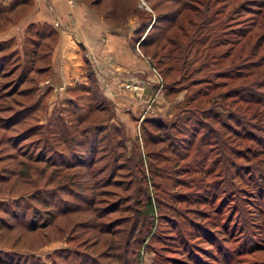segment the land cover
Returning a JSON list of instances; mask_svg holds the SVG:
<instances>
[{
	"label": "trees",
	"instance_id": "16d2710c",
	"mask_svg": "<svg viewBox=\"0 0 264 264\" xmlns=\"http://www.w3.org/2000/svg\"><path fill=\"white\" fill-rule=\"evenodd\" d=\"M96 1L98 0L93 3L95 4ZM168 1L180 4L170 20V26L166 27V29H172L175 26L176 30L173 32L162 30L163 33L160 32L162 35L160 33L152 36L147 34L144 41L139 40L141 46L146 43L156 45L163 40L166 42L168 50L165 53H160V50L166 49L167 46L161 45L153 54V58L158 57L159 61L165 59H168L169 62L172 61V64L167 66L166 77H168V70L172 71L176 68L182 72V76L183 73L185 74L183 65H179L181 51L178 52V50H182L183 53L186 51L187 54L188 50L195 45L221 50L217 55L215 52L212 54L214 60L218 62L223 57L228 58L236 46L240 44L248 46V43L251 42L248 37H250L252 31L258 35L260 34L258 38H261V42L257 48H261L264 43L263 12L256 11L258 13L256 17H258L253 19L254 16L247 13L252 8L245 7V2L235 5L231 3V0L228 2L223 1L221 6L217 7L221 0H193L191 3L186 0ZM251 1L248 0L247 3H251ZM111 13H113V10ZM242 13L246 15L242 16ZM255 28L257 29L254 30ZM48 36L50 37L45 33L41 35L39 32H32L25 44L23 57L19 55L17 50L11 49L13 42L11 39L0 41V75L7 79L17 71V77L9 81H14V84H17L20 88V90L14 91L13 87L10 92H6L5 97L7 99L16 96H20L22 99L31 98L29 104L19 110L21 113L28 112L22 118L26 125L36 121L35 110L38 107V102L32 100L38 87L31 75L33 73H46L49 69L50 45L49 41L44 39ZM224 47H226L225 50ZM251 52L252 49L248 55L240 58L241 67L239 66V69L234 71L225 70L216 74L213 73V75L216 78L224 77L235 82H239V79L245 80L251 77L252 74L256 73L253 69L259 66L258 62H247L253 55V52ZM185 61L186 57L183 58L182 62ZM14 62L15 68H10L13 70L6 73L4 67ZM195 72L196 70L190 72V74L192 75ZM242 83L240 86L217 93V90L226 85L225 82H215L212 76L210 78L205 76L201 79H193L190 85L202 84L203 86L197 88L188 103L190 104L198 99V104L194 108L186 107L185 113L187 115L180 119V123L177 121L178 118L168 124V118L159 115L149 116L143 120L141 136L142 140L144 136L145 142H143V145H145V148L148 145L166 143L170 156L165 154L163 150L148 151L144 156V161L143 157L137 154L140 181H148L154 189V195H150L149 191H146L145 194L143 184L141 189H137L136 194L132 193L133 203H130L132 201L129 198L130 196H119L115 205L116 210L119 212L128 211L131 214H126V216H122V218L120 217L113 222L103 223L99 221V218L103 217L104 214H108L110 208L114 206L95 208L94 201L91 198L85 201L76 200L80 198L77 194L79 190H86L89 186L91 188L100 187L101 192L103 191L102 187L108 185L124 187V190L131 189L121 182L120 175H123L126 168L124 159L132 161L135 155L127 158L124 155V146L126 145L123 141V127L120 124L109 123L107 117H110L111 111L105 105L104 99L94 98V105L85 114H72L70 125H59L56 122L57 124L51 126L40 125L36 122L33 125L28 124L24 130L18 132L15 136L10 135L8 139L11 145L14 149L21 150L18 153L22 154L23 159L35 162L38 165L44 164L42 172H46L45 166L53 167L52 179L54 182L57 181L54 188L47 190L50 191L49 195L46 194L39 198V195L45 194L41 192L46 189L38 188L34 191L38 194L36 205L27 204L21 207L20 218L23 216V222L27 221L25 219L27 214H34L31 219L29 218V222L23 223L26 225L25 230L33 231L37 230L35 227L43 229L47 226L46 223L49 219L44 218L45 213L52 214V217L59 223V219L65 215L85 217L88 214L90 218L75 222L74 228L90 231L89 234L91 232L96 233L98 230L101 235H119L120 239L116 236V242H113L112 246L115 253L114 256H111L117 263L131 264L130 258L126 255L127 244L133 247V258L136 261L135 264H138V250L142 242L148 239L153 245L151 243L149 245L148 242L147 248L149 250L153 249L156 261L164 264L165 262L168 263V257L157 253L156 245L168 249L169 234H166L168 230L174 233L172 234L174 239L180 238L181 241L185 240V243L188 239L185 228H182L184 225L178 223L175 216H170L168 210L172 211L174 215H179L185 219L186 215L182 214L177 208V203H186L187 200L197 205L200 203L201 205L211 206L217 199H220L219 205L213 208L220 219L219 222L217 221V225L223 228L226 239L230 236L231 240H235L237 244L228 249L221 247L222 251H218L222 252V261L225 264H231L232 256L241 247L249 249L253 246L252 244L250 247L245 246V243L252 238L253 231L247 223V217L243 215L244 211L238 210L237 206L245 201H248L246 204H253V202L247 200V196H252L258 201V209L264 211L261 206L264 201V160L260 159V156L264 155V122H262L264 119V80L253 79L250 84L243 81ZM166 89L168 91V85H166ZM170 93L174 94L173 90ZM228 100L229 103H227ZM21 103L24 102L18 100L16 104ZM218 108L226 109V113L220 112ZM247 110L252 112L249 114ZM103 115H107L106 118L102 122H96ZM7 117L5 118L7 123L3 127L6 130H11L14 125H10V123L16 119L11 118L12 116ZM255 117H260V119L254 121ZM168 130L171 132L169 133ZM18 153L17 155H20ZM6 155L10 157L12 154ZM55 156L58 160H62V163L57 162ZM149 159L153 162H150L147 174H145L140 162H147ZM171 161L174 163L173 181L179 187L183 186L188 189L187 192L169 194L168 181L171 177L168 176V169L160 166L156 167L155 165L158 162L168 163ZM182 162L184 164L180 166ZM84 167H87L88 169L85 171H88L84 172L82 170L83 172H80V169ZM119 172L120 175H117L116 173ZM179 172L182 173V177H187L185 179L179 178ZM13 175L15 176V174ZM163 179L165 184L161 182ZM68 193L69 197L76 199H61V194L67 195ZM48 196H50L49 199ZM143 196H145L144 201L141 200ZM229 196H231L229 200L234 201L236 198V202H234L226 219L222 220L223 203L225 198ZM148 199L153 202L155 212L152 209L153 204H148V210H146V207H142L144 204L146 206L147 202L145 200ZM194 212L202 217L205 213V211L196 210ZM36 216L39 217L41 222L38 226L33 227V224H36ZM11 217L17 219L12 214ZM190 219L186 220V224L192 225L193 228L201 232L200 235H197V231L194 236L201 239H204L203 234L209 236L202 223H195ZM168 222L171 223L168 224ZM128 223H130V228H128L125 235L126 228L124 225ZM6 226L10 227L8 224ZM144 229L147 232L144 233L145 235H141ZM69 248L71 247L65 248L59 253H68L76 264H104L98 255L95 256L86 249ZM183 248H185V245ZM194 248V246L191 249L189 248V258L200 264L202 260L197 254L198 252L202 253L199 249L196 252ZM6 255H8L7 258L0 256V264H17L10 263L13 261L12 255H14V252L12 254L6 253ZM28 258L35 259L32 255H26L22 264L28 263ZM32 262L35 263L36 261L33 260ZM36 264H39V262H36Z\"/></svg>",
	"mask_w": 264,
	"mask_h": 264
},
{
	"label": "rangeland",
	"instance_id": "374dc122",
	"mask_svg": "<svg viewBox=\"0 0 264 264\" xmlns=\"http://www.w3.org/2000/svg\"><path fill=\"white\" fill-rule=\"evenodd\" d=\"M90 1V0H88ZM94 2L95 0H91ZM189 3L193 0H186ZM223 1H230V0H221V3L217 5V7H220ZM233 4H240L241 2H245V7H251L252 10H249L247 13L248 15H253V19H256L257 12L261 11L264 15V0H249L251 3H247L248 0H231ZM97 2H102L100 8L102 11H105L106 14L110 15L108 16V19H110L111 22L115 24H121V23H127L129 26H134L137 31V36H139V40L142 42L144 41L145 37L148 35L152 36L156 33L162 32V30L173 32L176 30L175 26L172 29H166V27L170 26V20L176 13L177 9L179 8L180 4L175 3L174 1H168V0H98ZM2 3L4 4V1L2 0ZM113 10V13H111ZM257 11V12H256ZM170 14H172L170 16ZM246 15V14H245ZM242 13V16H245ZM264 17V16H263ZM152 26V28H151ZM151 28V29H150ZM4 29V26H0V30ZM11 29L15 30L13 28H7L4 33H0V36L4 34H10ZM255 28L254 30H256ZM140 31V32H139ZM163 33V32H162ZM160 33V35H162ZM168 35V33H167ZM260 35V34H259ZM256 32L252 31V34L250 35L251 42L248 43V46H244L243 44H240L239 46H236V48L231 52L230 56L228 58L221 59V61H215L214 57H212V54L214 52L216 55L221 52L216 49H211L209 47H202L201 45H195L194 47H191L188 50V53L186 54V51H181V59L179 60V65H183V73L180 72L177 68L172 69V71L168 70V77H166V69L167 66L172 64V61H168V59L165 60H158V57L153 58V54L155 51H157L161 45H166L167 48L164 50H160V53H165L168 50V45L163 40L158 44H144V46H140L142 54H144L146 57L150 59L153 66L156 69V72L162 77L164 84L168 85V91L167 95L165 96H159V101L155 102L152 107L150 106V101L145 103L142 101L140 103V106L138 108H134L129 104H125L122 106L120 105H114L111 106L112 109H110L111 114L114 116L116 106H118V115L117 117L120 119L121 116H125L126 119L124 121L125 124H122L120 122V125L123 127V141L126 146H124V155L127 157H130L135 155L134 158H132V161H126L124 159L125 163V170L123 175H120L119 173H116L117 175H120V180L122 183H125L126 187H130L131 189L124 190V187H117L113 185H108L102 187V192L100 187H94L91 188L89 185L86 186L88 189L82 190L77 193L80 198H71L69 197V193L66 195L61 194V199L65 198V200H88V198H91V200L94 201V207L95 208H104L105 206L107 208H110V212L108 214H104L103 217H100L99 221L106 223V222H113L117 220L118 218H122V216H126L128 211L119 212L116 210V203L119 196L128 195L130 196L132 201L130 203H133V194H136V191H138V188H142L144 184V193L146 194V191H149L150 195H154V189L152 188V185L148 181H140V178L138 176L139 170V162L136 159L137 154H140L141 157H143L145 161V155L148 151H157V150H163L165 154L169 153L168 145L165 144H155V145H148L145 148V145H143L144 136L142 140L141 136V124L139 125V120H136V122L132 121L137 117L140 112H143L141 116H146L145 118L152 116L154 113L159 114V111L168 112V115L165 113H162L160 116L168 118V124L171 123L174 120H178L180 123V119L187 115L186 107L188 108H194V106H197L198 99L194 102L188 103L191 96L194 95L197 88L203 86L202 84L198 85H190L193 79H201L205 76L211 77L214 79L215 82H225V86L223 88H220L217 90V93L225 91L227 89L240 86V84H243V82L250 84L253 79L257 80H264V43L261 46V48H257L259 43L261 42V38ZM139 46L136 44L135 49L136 52L139 54V51L137 48ZM48 49V48H47ZM226 47H224V50ZM253 52V55L251 56L250 60H246L249 62H258L259 66L255 67L253 70L256 72L255 74H252L251 77L246 78L245 80L239 79V82L230 81L225 79L224 77L216 78V76L213 75L222 72V71H228V70H237L241 66L240 64V58H243L244 56L248 55L249 52ZM256 49V50H255ZM46 51V50H45ZM251 52V53H252ZM239 56V57H238ZM186 61L182 62L183 58ZM240 66V67H239ZM4 67V66H3ZM10 68H15V62L11 65H7L4 67L5 72L7 73L9 70H13ZM169 68V67H168ZM253 68V67H252ZM251 68V70H252ZM192 75L190 72L195 71ZM250 70V71H251ZM4 72V71H3ZM155 72V71H154ZM155 72V73H156ZM158 74L157 78H158ZM17 77V71L15 74H13L11 77L5 79L2 75H0V255L3 258H7L8 255H6L4 252H14L13 261L10 263H17L22 264L23 259H25V256L32 255L35 259L28 258V263L26 264H32L33 260L36 262H39V264H76L72 256H70L68 253L59 251L71 247V248H79V249H86L90 251L91 253L95 254V256L98 255L102 262L104 264H120L117 263L114 258H111V256H114V249H113V242L115 241L116 236H118V239H120L119 235H101L100 232L97 230V232H91L90 234L87 232V230L83 231L82 228L78 229L77 227L74 228L75 222H79L81 220H87L90 218V216L85 215L83 216H62L59 221H56L54 217H52V214L45 213L44 218L49 219L47 221V226L43 227V229H40L38 227L37 230H25V224L29 222V218H32L33 213L26 216L25 219L27 221L22 220L23 216L20 218V214L22 212V208L24 205L27 204H37L38 194L34 192L38 188L46 189L44 192L45 194L39 195L40 197L45 196L49 192L47 190H50L49 188H54L56 186L57 181H53L52 179V170L53 167H47L45 166L46 172H42L43 165H38L35 162L25 160L22 158V154L18 153L21 150L17 149L11 145L10 140L8 137L10 135L15 136L18 132H21L24 130L25 127H27L28 124H36V121L27 123L24 121L25 114L28 112H20L22 107L27 106L26 104H29L31 98L22 99L20 96H16L12 99H7L5 95L6 92H10L13 87L14 91L20 90L19 86L17 84H14V78ZM55 80V79H54ZM8 82V83H6ZM6 83V85H4ZM58 83V82H57ZM10 85V87H9ZM54 85H56V81H54ZM12 86V87H11ZM8 87V88H6ZM171 87L172 89H170ZM126 89H130V84L125 85ZM6 90V91H5ZM173 90L174 94L170 93V91ZM111 92H109L110 94ZM108 94V95H109ZM111 93L109 95V98H115ZM21 100L24 103H21L17 105V101ZM84 96H81L79 98V104L80 108L79 110L82 111L85 108L84 103ZM64 104L62 108L66 109L68 104L66 99H62L60 103ZM229 103V100L227 101ZM157 105V106H156ZM241 105V104H240ZM204 106V105H201ZM245 106L243 105V108ZM58 106L50 104L48 113L41 114L42 121L45 120L47 122L54 121V117L58 115ZM121 108V109H120ZM123 108V109H122ZM135 109V110H134ZM262 109V108H261ZM113 110V111H112ZM193 110V109H192ZM220 112L226 113V109H220L218 108ZM263 110V109H262ZM66 110H64L65 112ZM250 114L252 111L247 110ZM87 111L84 112V114ZM124 112V114H122ZM184 112V113H181ZM20 113V114H19ZM130 113L131 117L127 114ZM146 113V115H144ZM40 114L38 112L36 115ZM83 114V113H82ZM134 114V115H132ZM31 115V112H30ZM166 115V116H165ZM177 115V117H176ZM8 116V117H7ZM12 116V117H11ZM107 115H103L100 120L96 122H102ZM135 116V117H134ZM140 116V117H141ZM14 118L15 121L11 122L10 125L12 126L11 130H6L3 126L7 121H5V118ZM30 117V116H29ZM132 118V120H130ZM2 119V120H1ZM107 119L110 121L111 117H107ZM260 119V117H255L253 120L256 121ZM143 120L144 117H143ZM106 122V121H104ZM264 122V119L262 120ZM264 125V124H263ZM140 128V129H139ZM170 133L171 131L168 130ZM39 135V134H38ZM40 136V135H39ZM140 136V139H139ZM35 138V137H33ZM246 143V142H245ZM163 148V149H162ZM179 150V149H178ZM67 152V151H66ZM20 154V155H17ZM6 154H12L10 157H8ZM233 156V155H232ZM26 157V156H25ZM55 159L57 162L62 163V160H58L57 156H55ZM260 159L264 160V155L260 156ZM150 162H153L152 160H147V162H140V165L143 166L142 168L145 171V174H147L148 165ZM180 164V163H179ZM183 166V162L181 163ZM160 166L162 168L168 169V176L171 177L170 181H168V192L169 194L173 193H179V192H187L188 189L184 188L183 186L179 187L176 185V182L173 181V170H174V163L168 162H158L156 165ZM170 166V168H169ZM88 169L87 167L81 168L80 172H87L85 171ZM83 170V171H82ZM135 174H134V173ZM15 174V176L13 175ZM178 175L179 178H186L182 177V173L179 172ZM90 176V173H89ZM148 176V175H147ZM198 177V175H196ZM81 178V177H80ZM119 178V177H115ZM148 179V178H146ZM114 180V179H112ZM159 180V179H158ZM161 181V180H160ZM164 183L163 181H161ZM91 184V183H90ZM165 184V183H164ZM85 187V188H86ZM49 195V194H48ZM51 195V194H50ZM50 196H48L49 199ZM145 196L141 198L143 200ZM231 196L225 198L223 203V217L222 220L226 219L229 214L231 208L234 205V202H236V198L234 201L229 200ZM26 199V201H24ZM247 200L249 202H253V204H246L240 203V205L237 206L238 210H243L244 214L247 217V223H249L250 227L252 228L253 234L251 235L250 241L246 242L245 246L250 247L251 244L253 245L249 249H244V247H241L237 253H234L235 255L231 258V264H264V211H260L258 209V201L252 197L247 196ZM252 200V201H250ZM144 201V200H143ZM145 204L141 206L144 208L146 207V210H148L149 205L153 204V202H150L149 199L146 201ZM176 202V201H175ZM186 203H177V208L181 211L182 214L186 215V218L179 215H174V213L170 210H168V214L170 216H175L178 223H181L184 225L182 228H185L187 235L186 237V243L185 240L181 241L180 238L172 237V234L169 230L166 234L168 235V249L165 247H161V245H156V251L157 253L161 254L164 257H168V263L165 262L164 264H199L194 262L192 259L189 258L188 250L191 249L193 246L195 247L194 250L198 252V249L201 251L198 252V256L202 262L200 264H225L224 261H222V252L218 251L221 250V247L228 249L234 247L237 243L235 240H231L230 236L227 237L224 234L223 228L221 226L217 225V221L219 222L220 219L213 211V208H216L219 203L220 199H217L216 202H214L211 206L209 205H201L200 203L197 205L195 203H192L190 201H185ZM149 204V205H148ZM261 206L264 208V201L262 202ZM154 212L156 211L154 204L152 206ZM141 208V207H140ZM212 211H211V210ZM193 210V211H192ZM196 211H205L204 216H200L194 212ZM35 211V210H34ZM19 212V213H18ZM36 212V211H35ZM194 212V213H193ZM209 212V215H208ZM42 213V211H41ZM177 213V212H175ZM192 213V214H191ZM12 216L16 217L17 219H13ZM191 218V219H190ZM192 220L199 223H202L204 228L207 230L206 233H208L209 236L206 234H203V238H198L194 236V233L196 234L198 229L193 228L192 225H187L186 220ZM235 219V218H233ZM72 220V223H71ZM96 220V219H95ZM98 220V219H97ZM41 221L39 220V217L36 216V224H33L34 226H38ZM119 222V221H117ZM171 222H168L170 224ZM10 225L6 226V225ZM217 225V226H216ZM122 226V225H119ZM125 235L127 234L128 228H130V223L125 224ZM191 226V227H190ZM74 228V229H73ZM78 229V230H77ZM222 231V233H221ZM147 232V230L141 233V235H145L144 233ZM220 232V233H219ZM85 233V236H84ZM171 234V235H170ZM200 235L201 232L198 231L197 235ZM177 235V234H175ZM185 237V238H186ZM112 238V239H111ZM87 239V241H86ZM125 239V237H124ZM127 241V239H126ZM149 242V245L151 241H148L146 239L142 242V245L140 246L138 250V264H162L156 261L155 251L153 249L149 250L147 248V243ZM185 243V244H184ZM153 245V243H151ZM185 245V248L184 245ZM183 245V246H182ZM127 252L126 255L128 258H130V263L135 264V259L133 258V247L130 245H127ZM167 247V246H166ZM69 248V249H71ZM73 250V249H72ZM249 251V252H248ZM236 252V251H235ZM17 253V254H16ZM21 253L23 255H21ZM55 253V254H54ZM239 253V254H238ZM116 258V257H115ZM215 260H214V259ZM219 259V260H218ZM237 259V261H236ZM33 263V264H36ZM217 262V263H216Z\"/></svg>",
	"mask_w": 264,
	"mask_h": 264
},
{
	"label": "crops",
	"instance_id": "0c3cea01",
	"mask_svg": "<svg viewBox=\"0 0 264 264\" xmlns=\"http://www.w3.org/2000/svg\"><path fill=\"white\" fill-rule=\"evenodd\" d=\"M3 1L4 4L0 0V26L3 25L4 29L0 30V33L7 31L8 27H14L15 30L11 29L10 34L0 36V41L11 39V49L17 50L21 57L32 32L50 35L44 38L50 45L49 69L46 73L31 75L38 87L32 98L33 102H38L35 110V114L40 112L35 116L38 124L52 126L58 122L59 125H70L72 114H84L94 105L96 97L104 99L105 105L110 109L113 105L114 108L115 105L123 107L126 103L136 109L142 101H150L149 107H152L155 102L160 103L161 96L168 94L162 77L157 78L152 62L141 52L140 37L136 34L138 30L135 25H127L130 18L127 23L111 22L109 15L100 8L102 2L94 4L91 0ZM136 44L139 46V54L135 49ZM126 84H130V89L125 88ZM109 92L113 93L115 98H109ZM81 96H84L85 100V108L82 111L79 110ZM62 99L67 101L66 109L62 108L63 102L60 103ZM51 103L59 107L58 115L54 117L53 122L42 121L40 116L48 113ZM116 107L109 123L125 124L126 114L122 112L125 116L119 119L118 106ZM143 112H140V115L135 114L137 117L130 120L136 122L141 118L140 125L143 117L146 119V116H141ZM157 113L152 116H157ZM162 113L168 115V112L159 111L160 115ZM127 114L131 117L130 113ZM12 251L4 253L12 254Z\"/></svg>",
	"mask_w": 264,
	"mask_h": 264
},
{
	"label": "built area",
	"instance_id": "2783aa9c",
	"mask_svg": "<svg viewBox=\"0 0 264 264\" xmlns=\"http://www.w3.org/2000/svg\"><path fill=\"white\" fill-rule=\"evenodd\" d=\"M156 74H158V73L156 72ZM158 78H159V79L161 78L159 74H158Z\"/></svg>",
	"mask_w": 264,
	"mask_h": 264
}]
</instances>
